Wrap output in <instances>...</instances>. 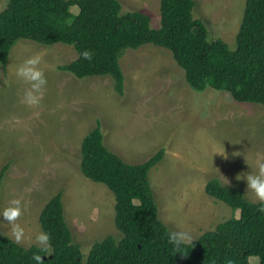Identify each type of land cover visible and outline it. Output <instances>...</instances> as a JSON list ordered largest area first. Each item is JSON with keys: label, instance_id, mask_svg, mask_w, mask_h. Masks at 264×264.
<instances>
[{"label": "rangeland", "instance_id": "374dc122", "mask_svg": "<svg viewBox=\"0 0 264 264\" xmlns=\"http://www.w3.org/2000/svg\"><path fill=\"white\" fill-rule=\"evenodd\" d=\"M8 0H0V11ZM121 12L140 11L150 26L160 27V0H118ZM193 17L207 27L210 39L230 48L241 24L245 0H194ZM77 13L76 5L70 6ZM40 55L47 84L38 106L23 102L28 85L15 76L24 60ZM77 57L72 45L40 44L18 39L7 62L0 63V210L20 200L18 218L29 247L42 232L39 213L62 190L72 242L79 246L82 263L92 244L122 234L114 225V196L80 170V143L99 122L104 144L128 163H139L164 149L163 158L148 177L158 219L168 230L189 231L198 238L231 217H239L222 201L205 192L210 178L246 194L239 177L256 171L264 160V107L237 102L226 91L210 87L193 90L171 52L154 44L127 48L119 62L124 93L114 90L111 76L78 78L57 67ZM224 148V151H223ZM0 221L3 218L0 217ZM0 234L10 238V225L0 222ZM14 241V240H13ZM253 264L258 257L249 258Z\"/></svg>", "mask_w": 264, "mask_h": 264}, {"label": "trees", "instance_id": "16d2710c", "mask_svg": "<svg viewBox=\"0 0 264 264\" xmlns=\"http://www.w3.org/2000/svg\"><path fill=\"white\" fill-rule=\"evenodd\" d=\"M78 7L77 13L70 6ZM194 0H160V27L150 26L148 14L121 12L118 0H8L0 11V63L18 39L40 44L72 45L77 57L59 65L78 78L109 75L114 90L124 93L119 59L127 48L154 44L168 49L195 91L210 87L226 91L237 102L264 107V0H245L243 17L230 48L210 39L204 22L193 17ZM87 52L91 61H84ZM81 173L104 184L113 194L114 225L120 240L107 235L95 241L84 264H264V213L243 191L213 177L205 184L210 197L222 201L239 217L218 223L181 253L168 244V228L158 219L149 171L163 158L164 149L139 163H128L103 142L99 122L82 138ZM7 165L0 170L1 183ZM62 190L43 206L38 221L50 237L53 253L43 264H83L66 221ZM35 245L24 247L0 234V264H33ZM45 257V258H42Z\"/></svg>", "mask_w": 264, "mask_h": 264}, {"label": "clouds", "instance_id": "9594fccd", "mask_svg": "<svg viewBox=\"0 0 264 264\" xmlns=\"http://www.w3.org/2000/svg\"><path fill=\"white\" fill-rule=\"evenodd\" d=\"M80 58L84 61H91V56L87 52L82 53ZM41 62L42 57L34 55L24 60L15 68V76L29 86L23 96V102L29 106H38L44 96L47 79L44 70L40 67ZM239 179L246 181V194H250V198L254 197L251 202L258 203L260 205L259 211L264 213V160H257L256 171L246 173L244 176L239 177ZM22 213L21 201L18 199L12 200L10 206L0 210V217L10 225V238L17 244L26 239L25 229L17 223ZM194 240H196L195 237L189 231L170 230L167 235L168 244L172 246L176 253H181L189 246L192 247ZM33 243L38 250V254L32 257L33 264H43L40 256L47 257L54 251L51 246L50 237L47 233L41 232L35 237Z\"/></svg>", "mask_w": 264, "mask_h": 264}, {"label": "crops", "instance_id": "0c3cea01", "mask_svg": "<svg viewBox=\"0 0 264 264\" xmlns=\"http://www.w3.org/2000/svg\"><path fill=\"white\" fill-rule=\"evenodd\" d=\"M84 137V136H83ZM82 140V139H81ZM80 145H81V143H80Z\"/></svg>", "mask_w": 264, "mask_h": 264}, {"label": "water", "instance_id": "95a60500", "mask_svg": "<svg viewBox=\"0 0 264 264\" xmlns=\"http://www.w3.org/2000/svg\"><path fill=\"white\" fill-rule=\"evenodd\" d=\"M42 258H45V257H42Z\"/></svg>", "mask_w": 264, "mask_h": 264}]
</instances>
